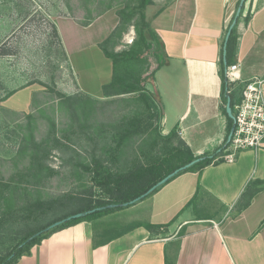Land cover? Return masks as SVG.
<instances>
[{
	"label": "crops",
	"instance_id": "0c3cea01",
	"mask_svg": "<svg viewBox=\"0 0 264 264\" xmlns=\"http://www.w3.org/2000/svg\"><path fill=\"white\" fill-rule=\"evenodd\" d=\"M238 3L171 0L151 15L166 55L146 88L163 106V134L174 130L194 156L223 146L228 134L222 46ZM103 16L87 25L54 16L77 92L93 98L104 96L102 86L112 78V60L99 44L117 22L106 19L91 30ZM235 29L239 79L227 91L236 100L244 81L259 78L264 100V0H245ZM32 92L17 90L4 104L22 109L16 97ZM13 264H264V144L180 173L133 205L57 230Z\"/></svg>",
	"mask_w": 264,
	"mask_h": 264
},
{
	"label": "rangeland",
	"instance_id": "374dc122",
	"mask_svg": "<svg viewBox=\"0 0 264 264\" xmlns=\"http://www.w3.org/2000/svg\"><path fill=\"white\" fill-rule=\"evenodd\" d=\"M138 1L0 0V24L9 22L0 29V189L16 187L15 192H0L6 194V200L0 201V255L35 228L69 214L82 204L79 199H112L109 192L115 180L99 185L92 172L82 167L91 166L93 158L103 160L114 173L125 172L177 145V138H165L155 106L148 109L132 94L93 98L78 93L77 77L71 73L62 44L65 40L55 31L54 16L58 15L79 17L82 23L106 14L91 30L106 19L116 20V27L119 12L130 16ZM167 1L152 0L146 18ZM136 12L119 37L114 31L110 50H126L138 38L136 27L143 20ZM78 58L73 60L78 63ZM140 58L139 67L149 85L156 58L147 48ZM2 77L9 79L8 85ZM24 88L33 90L32 97L19 94L15 100L22 109L8 108L5 100ZM145 90L149 100L158 98L155 90ZM129 118H137L138 131L122 139L113 137ZM118 142L119 150L106 151Z\"/></svg>",
	"mask_w": 264,
	"mask_h": 264
},
{
	"label": "trees",
	"instance_id": "16d2710c",
	"mask_svg": "<svg viewBox=\"0 0 264 264\" xmlns=\"http://www.w3.org/2000/svg\"><path fill=\"white\" fill-rule=\"evenodd\" d=\"M169 1H167L166 4ZM151 3L152 0H139L136 6L132 8L133 10L130 11L129 14L130 16L125 15V11L121 10L119 12L120 20L118 26H116L113 29V31L111 32V34L108 36L107 39H105L99 44V47L101 48L103 53L112 60V78L109 83L104 84L102 86V92L104 96L132 94L136 99L143 101L148 109L151 108V106H155L157 108L156 115L162 116L163 106L161 104V101L159 98L155 100L153 99L149 100L148 92L146 94V90H145L147 79L146 76H143L142 74L143 67H139V64H141V66L143 64L142 63L143 60H141L140 58L141 53L146 48L149 49V51L151 50L152 55L156 58L157 66L152 71L153 76L156 70L163 64L164 57L166 55L164 51L163 42L150 26L151 16L146 18L147 17L146 9L148 5H150ZM136 11L139 12L140 19L143 20L141 22L142 24L140 27L135 26L137 28L138 38L133 39L132 43L129 45V47L126 50H122L120 52L116 50H110L108 48V44H110V42H113V36L116 33V32L114 33V31L115 30L118 31L117 35L119 37L121 31L120 29L125 28L126 26L125 23L127 22V20L129 21L132 18L134 13H137ZM126 16L128 19L126 18ZM88 17L89 16H87V18ZM90 20L91 19L89 20L87 19L86 21L82 22V24L87 25L88 23H90ZM55 31L57 32V30ZM57 35L59 37L58 33ZM235 44H236V29L234 26L231 30L226 47L227 65L233 63ZM221 78L225 90L224 101L226 102V96L230 95L231 106L233 107L234 101L236 100H233L232 92L227 91L228 87L231 84L227 80L224 66L222 67L221 70ZM149 101L150 104H147ZM224 111L226 113L225 107H224ZM137 115H139V113H137ZM228 118H229V124H228V132H229L232 127L233 121L229 116ZM122 125L123 126L119 127L120 128L119 132L115 134L113 137L122 139L128 136L129 133H133L134 130L138 131L139 129L137 125V118H129L127 120L125 119ZM174 137L177 138L175 136L174 130L169 131L168 134L165 135V138H169V139H172ZM113 142H115V140H113ZM38 146L41 145L38 144ZM110 147L111 146L105 148L106 151L108 152L110 151L112 152V150L117 151L120 149L121 145L118 142V144H116L114 148H110ZM223 147L224 146L217 148L212 153H205L202 154L201 156H194L190 148L183 141L178 139L177 145H172L168 147L162 155L151 158L147 162L138 163L134 167L130 168L125 172H115V173L112 172L108 166H106L107 164L104 163L103 160H101L100 158H93L91 166L82 165V167L85 170L92 172L93 177L96 180V183L99 185H102L105 182H110L112 179L115 180V185L109 192V195H111L112 199L104 200L101 198H92L91 196L88 198L86 197L83 199H79L82 200V204H80L78 207H75V209H73V211H71L69 214L56 217L50 220L49 222L45 223L44 225L35 228L29 234L23 236L8 252H6L3 255H0V264L15 263L19 259V257H21V255L29 253L30 248L34 244L41 242L42 239L46 238L51 233L57 230L71 226L83 220H89V221L95 220L107 213L128 207L130 205H133L141 201L142 199L150 196L155 191H157L164 183L157 186L152 192L140 198L138 201L134 203H129L131 200L144 193L148 188H150L153 184H155L157 181H159L169 172L190 162L191 160H194L197 157H201V159L195 162L190 167L179 171L177 174L172 176L166 182L170 181L175 176L185 171H200L205 166L211 163H216L218 161H221L217 157L222 151ZM28 168H32V165L29 166ZM38 171H40L39 167L37 168L36 171L37 174L34 173L37 176H39ZM15 188L16 187L11 188L12 189L11 190L10 187L7 188V185H5V188L0 189V192H4L8 190L15 192L16 191ZM5 195L6 194L0 195L1 196L0 201L1 199L6 200V198L4 197ZM13 197H15V195ZM124 203L127 204L123 205ZM37 204L43 205V202L37 201ZM108 204H115V206L97 209L91 213H87L80 217L71 218L53 228L45 230V227H47L49 224L53 223L56 220L74 214L76 212H82L96 207H103ZM132 227L133 226H129L125 228L124 230L121 231V233L128 231ZM147 227L150 228L149 225H147Z\"/></svg>",
	"mask_w": 264,
	"mask_h": 264
},
{
	"label": "built area",
	"instance_id": "2783aa9c",
	"mask_svg": "<svg viewBox=\"0 0 264 264\" xmlns=\"http://www.w3.org/2000/svg\"><path fill=\"white\" fill-rule=\"evenodd\" d=\"M237 68V62L227 65L225 74L230 84L239 79ZM261 83V79L252 78L240 86L238 98L232 107L233 131L229 139L227 134L224 147L217 157L220 160L232 161L240 150L263 146L264 100Z\"/></svg>",
	"mask_w": 264,
	"mask_h": 264
},
{
	"label": "water",
	"instance_id": "95a60500",
	"mask_svg": "<svg viewBox=\"0 0 264 264\" xmlns=\"http://www.w3.org/2000/svg\"><path fill=\"white\" fill-rule=\"evenodd\" d=\"M245 0H239V3L237 5V8H236V11H235V14L227 28V31H226V34H225V38H224V41H223V46H222V63H223V66H224V70H226L227 68V61H226V47H227V42H228V39H229V36H230V33H231V30L232 28L235 26V23L237 22V18L242 10V7H243V4H244ZM225 110H226V113L227 115L233 119V113H232V106H231V96L230 95H227L226 96V102H225ZM232 131H233V125L228 133V139L230 138L231 134H232ZM201 157H197L195 158L194 160H191L190 162L174 169L173 171L169 172L167 175H165L163 178H161L159 181H157L155 184H153L150 188H148L144 193H142L140 196L134 198L133 200H131L129 203H134L136 201H138L140 198L148 195L150 192H152L157 186L165 183L168 179H170L172 176H174L175 174H177L179 171L181 170H184L188 167H190L191 165H193L195 162H197L198 160H200ZM127 203H124L123 205H126ZM115 206V204H108L106 206H103V207H96V208H93V209H90V210H86V211H82V212H76L74 214H71L69 216H66L64 218H61L59 220H56L54 221L53 223L49 224L47 227H45V230H48L50 228H53L61 223H63L64 221L66 220H69L71 218H76V217H80V216H83L87 213H91L97 209H100V208H105V207H113Z\"/></svg>",
	"mask_w": 264,
	"mask_h": 264
}]
</instances>
